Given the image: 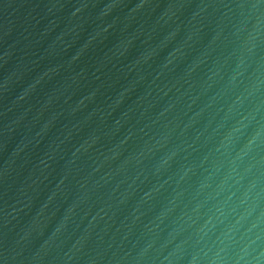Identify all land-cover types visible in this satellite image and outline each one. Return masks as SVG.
<instances>
[{
  "label": "water",
  "instance_id": "obj_1",
  "mask_svg": "<svg viewBox=\"0 0 264 264\" xmlns=\"http://www.w3.org/2000/svg\"><path fill=\"white\" fill-rule=\"evenodd\" d=\"M0 264H264V0H0Z\"/></svg>",
  "mask_w": 264,
  "mask_h": 264
}]
</instances>
